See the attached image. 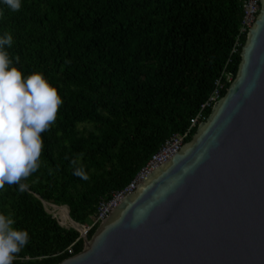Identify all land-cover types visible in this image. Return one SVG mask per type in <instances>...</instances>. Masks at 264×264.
I'll use <instances>...</instances> for the list:
<instances>
[{
  "label": "trees",
  "instance_id": "obj_1",
  "mask_svg": "<svg viewBox=\"0 0 264 264\" xmlns=\"http://www.w3.org/2000/svg\"><path fill=\"white\" fill-rule=\"evenodd\" d=\"M0 10V34L13 36L9 57H19L13 66L22 76L42 73L63 101L41 133L40 167L21 181L28 190L5 184L0 212L29 233L13 264H58L84 239L38 196L71 226L83 225L89 240L98 203L124 188L165 139L187 131L216 88L217 99L226 94L248 30H240L239 0H22L17 12ZM72 160L87 181L73 175Z\"/></svg>",
  "mask_w": 264,
  "mask_h": 264
},
{
  "label": "water",
  "instance_id": "obj_2",
  "mask_svg": "<svg viewBox=\"0 0 264 264\" xmlns=\"http://www.w3.org/2000/svg\"><path fill=\"white\" fill-rule=\"evenodd\" d=\"M58 264H264V0L211 115Z\"/></svg>",
  "mask_w": 264,
  "mask_h": 264
},
{
  "label": "clouds",
  "instance_id": "obj_3",
  "mask_svg": "<svg viewBox=\"0 0 264 264\" xmlns=\"http://www.w3.org/2000/svg\"><path fill=\"white\" fill-rule=\"evenodd\" d=\"M0 5L17 12L22 0H0ZM12 43L10 33L0 34V190L5 184L17 185V190L24 193L29 186L21 181L40 167L41 133L48 131L55 122L63 101L42 73L22 76L13 66V60L18 63L19 57H9L7 48ZM70 163L74 166V176L84 181L89 179L84 168L76 166V160ZM49 171L51 174V169ZM91 222L90 219L88 225ZM14 223L11 215L0 212V264H13L16 254L29 241V233L15 228Z\"/></svg>",
  "mask_w": 264,
  "mask_h": 264
},
{
  "label": "built area",
  "instance_id": "obj_4",
  "mask_svg": "<svg viewBox=\"0 0 264 264\" xmlns=\"http://www.w3.org/2000/svg\"><path fill=\"white\" fill-rule=\"evenodd\" d=\"M239 1L241 2V7L243 10L240 30L245 31L252 26L258 15L260 9V0ZM236 44H238V42H236ZM234 50L235 48L233 49V51ZM218 88H216L212 92L206 102L201 104L199 111L190 118V125L187 131H185L184 133L172 134L170 137L165 139L160 148L151 155L149 160L139 169L133 179L124 188L115 191L112 194V198L110 200H101L98 203L96 215L90 218L92 221L90 226L101 223L110 214V212L113 211V209L124 196L132 193L136 189L138 184L142 182V180L148 173H150L152 170H154L164 162L170 160L171 157L180 149V147L184 145L190 128L195 127L204 119V109L214 103L219 97ZM68 252L71 253L70 250Z\"/></svg>",
  "mask_w": 264,
  "mask_h": 264
},
{
  "label": "rangeland",
  "instance_id": "obj_5",
  "mask_svg": "<svg viewBox=\"0 0 264 264\" xmlns=\"http://www.w3.org/2000/svg\"><path fill=\"white\" fill-rule=\"evenodd\" d=\"M55 206L56 205H54L53 203H51V204L45 203V209L49 214H51L57 221H59L62 224V226L71 227V225L68 223V221L66 219L62 218L60 210L58 208H56ZM60 206H63V205H60ZM74 227L78 229L77 225H74ZM81 232H83V230H81Z\"/></svg>",
  "mask_w": 264,
  "mask_h": 264
},
{
  "label": "bare ground",
  "instance_id": "obj_6",
  "mask_svg": "<svg viewBox=\"0 0 264 264\" xmlns=\"http://www.w3.org/2000/svg\"><path fill=\"white\" fill-rule=\"evenodd\" d=\"M111 198H112V196H111L110 198H108L107 200H110ZM50 204H51V203H50ZM59 208L63 209L65 213L68 212V208L65 207V206H60ZM96 213H97V210H96ZM95 215H96V214H95ZM95 215H93V216H95ZM93 216H92V217H93ZM68 219H69L70 221H72L69 217H68ZM73 221H74V220H73ZM73 221H72V222H73ZM58 223H59V222H58ZM73 223H74V225H77V226H78V229L75 228V227H74V228H75V230L78 231V232L80 233V235L83 237V239H84V246H85V243H86L87 241H90V239H91L92 237H91L89 240H87V238H86V231H85L86 229H85V227H84L83 225L77 223V222L75 223V221H74ZM100 224H101V223H98V224H97L98 227L100 226ZM98 227H97V229H98ZM97 229H96V230H97ZM81 230H83V232H81ZM95 232H96V231H95ZM95 232H94V233H95ZM93 235H94V234H93ZM93 235H92V236H93ZM84 246H83V248H84Z\"/></svg>",
  "mask_w": 264,
  "mask_h": 264
}]
</instances>
